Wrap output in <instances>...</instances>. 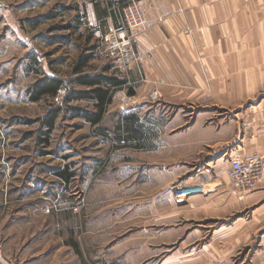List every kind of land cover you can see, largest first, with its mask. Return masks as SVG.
<instances>
[{"label": "crops", "instance_id": "obj_1", "mask_svg": "<svg viewBox=\"0 0 264 264\" xmlns=\"http://www.w3.org/2000/svg\"><path fill=\"white\" fill-rule=\"evenodd\" d=\"M82 1L92 33L99 30L100 34H107L122 21L120 0ZM137 1L143 8L147 27L134 37L135 59L117 66L98 59L97 68L85 67L80 73L74 71L79 58L75 60L72 90L87 89L73 83L79 74H100L121 81L118 85L107 84L113 94L104 104L100 123L91 124L82 116L75 117L97 127L99 134L110 129L114 150L129 151L127 162L122 160L112 166L115 181L125 184L123 189L129 188L126 191L132 195L135 218L152 217L151 228L156 225L173 229V217L178 215L195 228L187 237L206 224L199 222L228 226L233 230L234 247L244 240L258 239L263 252L256 264H264V179L253 192H238L225 175L231 157L264 154V0ZM12 27L6 28L0 42L19 36V26ZM75 27L78 25L68 26V31ZM61 29L57 25L50 31ZM44 39L47 45L61 46L66 40L65 35L58 34L45 35ZM93 39L97 40L94 34ZM29 50L30 55L26 54L14 66L8 59H0L1 96L4 100L13 96V101L6 100L5 106L27 107L45 98L53 99L55 96H44L39 101L30 98L31 88L44 77L62 79L65 86L69 83L38 60L42 68L33 70L32 46ZM58 61L63 63L61 58ZM74 102H90L94 110L87 111L96 110V99ZM111 105L118 112L114 125L106 128L102 121ZM16 120L22 121L19 116L14 117ZM140 153L144 161L136 158ZM188 155L190 159H186ZM65 168L72 172L71 167ZM89 169L81 166L82 176ZM196 170H204L214 178L208 188L187 196L174 194L172 186ZM167 244L168 241L162 242L161 246Z\"/></svg>", "mask_w": 264, "mask_h": 264}, {"label": "rangeland", "instance_id": "obj_2", "mask_svg": "<svg viewBox=\"0 0 264 264\" xmlns=\"http://www.w3.org/2000/svg\"><path fill=\"white\" fill-rule=\"evenodd\" d=\"M72 24L78 27L68 31ZM13 25L19 26L17 33L21 37L0 42V59H8L14 66L30 55L32 46L33 70L40 71L42 63L69 83L64 87L65 95L45 98L27 107L5 106V101H13V96L4 100L0 92V264L259 262L263 250L258 239L244 240L234 247L233 230L228 226L199 222L206 224L187 237L195 228L178 215L173 217V229L156 225L151 228L152 217H134L132 195L126 191L129 188L123 189L125 184L115 181L112 166L122 160L127 162L129 151L114 150L110 129L104 136L97 127L76 117L70 119L67 105L94 110L90 102L64 101L71 87L75 60L90 55L87 70L97 68L98 59L106 60L95 49L98 43L93 39L82 0H0V36ZM57 25L63 29L51 32ZM57 34L65 35V45H47L44 36ZM15 75L16 72L12 77ZM32 81L29 78V83ZM57 107L61 112L55 120L56 128L45 135L46 126L41 119ZM117 110L115 105L110 106L102 121L104 127L114 125ZM16 116L28 123L15 122ZM42 138L48 141L44 143ZM136 158L144 161L142 153ZM66 165L73 173L69 183L57 174ZM81 166L90 167L84 176ZM140 226L147 229L141 230ZM167 241L169 244L161 246Z\"/></svg>", "mask_w": 264, "mask_h": 264}, {"label": "built area", "instance_id": "obj_3", "mask_svg": "<svg viewBox=\"0 0 264 264\" xmlns=\"http://www.w3.org/2000/svg\"><path fill=\"white\" fill-rule=\"evenodd\" d=\"M182 12V9H179ZM120 24L111 28L107 34H100L99 30L94 31L97 38L95 46L98 55L105 56L106 60L114 65H124L126 61L136 58L133 47L134 37L147 27V19L143 8L137 0H129L121 8ZM64 87H60L56 92V97L63 96ZM229 165L225 170V175L231 187L238 192H253L264 179V154L253 152L249 156H234L229 159ZM187 180L188 184L182 186L181 183ZM214 180L211 175L204 170H196L187 178L181 179L172 186L174 194L187 196L195 192L206 190Z\"/></svg>", "mask_w": 264, "mask_h": 264}, {"label": "trees", "instance_id": "obj_4", "mask_svg": "<svg viewBox=\"0 0 264 264\" xmlns=\"http://www.w3.org/2000/svg\"><path fill=\"white\" fill-rule=\"evenodd\" d=\"M129 0H120V6L122 8L123 5L126 4ZM90 55L85 56L84 58H80L77 65L74 67V71L77 73L87 67L88 60ZM73 83H78L79 85L85 86L86 90H72L69 88L67 95L64 99L65 103H74L77 100H97L95 105V111H87L82 108H78L77 106L67 105L66 108L68 112L72 116H82L85 118L87 123L95 124L100 123L102 118V114L104 112V104L108 103L112 97L113 91H111L110 87L107 86L108 83L111 85H118L121 81L116 82L112 78H108L106 76H102L100 74L90 75V74H79L75 78H73ZM60 87H65L62 79L49 78L44 77L41 82H37L30 90V98L33 101H39L44 98V96H56V92ZM60 108H53L49 111L48 115H46L45 119L42 120L43 124H46V132L45 135L49 134L54 128V121L60 114ZM42 142L46 143L48 141L47 138H42ZM58 176L64 181H68L71 177V173H69L66 169L59 171Z\"/></svg>", "mask_w": 264, "mask_h": 264}, {"label": "bare ground", "instance_id": "obj_5", "mask_svg": "<svg viewBox=\"0 0 264 264\" xmlns=\"http://www.w3.org/2000/svg\"><path fill=\"white\" fill-rule=\"evenodd\" d=\"M187 184H188V183H186V182H182V183H181L182 186H185V185H187Z\"/></svg>", "mask_w": 264, "mask_h": 264}]
</instances>
